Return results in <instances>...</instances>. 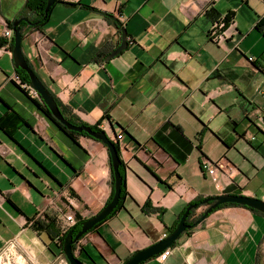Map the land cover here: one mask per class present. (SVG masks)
<instances>
[{
  "label": "crops",
  "instance_id": "0c3cea01",
  "mask_svg": "<svg viewBox=\"0 0 264 264\" xmlns=\"http://www.w3.org/2000/svg\"><path fill=\"white\" fill-rule=\"evenodd\" d=\"M25 2L0 0V119L18 118L0 128V250L14 243L49 264L64 217L87 220L107 204L112 168L104 145L66 136L17 78L3 35ZM262 19L264 0H58L44 27L22 31L26 61L63 110L112 142L122 134L126 197L78 242L82 264H123L196 199L264 201ZM122 28L128 48L105 61ZM206 161L219 172H204ZM146 202L157 212L144 214ZM47 219L54 242L33 230ZM168 252L143 264H264V216L221 208Z\"/></svg>",
  "mask_w": 264,
  "mask_h": 264
},
{
  "label": "water",
  "instance_id": "95a60500",
  "mask_svg": "<svg viewBox=\"0 0 264 264\" xmlns=\"http://www.w3.org/2000/svg\"><path fill=\"white\" fill-rule=\"evenodd\" d=\"M56 0H47L45 15L49 12V10L54 6ZM117 26L120 27L121 24L113 19ZM24 22L29 26H33L35 24L31 23L27 17L20 18L12 23V32H13V48L11 50L13 63L15 69H20L24 71L29 77V87L40 97L41 101L45 105V107L49 110L53 118L58 121L62 126H64L67 130L71 132H75L78 134H86L88 137L92 138L95 141H98L102 145H104L109 153L111 160V168L114 177V194L111 201L105 205V207L95 216L90 219L85 220L82 225L80 231L73 236V232H69L63 242V255L68 264H82L75 256L73 251V246L78 244V242L83 238L88 232H90L96 225L105 221L115 210L117 207L120 194H121V185L122 178L119 172V168L121 166V161L119 157L118 150L116 149L115 144L108 138L106 133L103 131L95 132L92 131L89 127L85 126H73L70 124L62 115L56 101L54 100L52 94L48 91V89L44 86V84L40 81L34 71L28 66V63L22 53V32L20 30V24ZM121 43L120 46L115 49L112 53H110L105 61H110L113 58L120 55L124 50L128 48V41L125 30L121 29ZM237 205L240 207H246L253 211H256L262 215H264V201L252 197H246L242 195H229L223 194L220 196L209 197L203 199L200 203V206L205 210L203 211V215L201 218L193 225L196 227L200 225L208 215L212 214L214 210L222 205ZM194 209V206H190L186 209L184 214L181 216L177 226L175 229L163 240L160 242L138 251L132 257H130L123 264H143L155 257H158L167 249L171 248L175 242L188 230L191 229V226L186 224L187 218L190 212Z\"/></svg>",
  "mask_w": 264,
  "mask_h": 264
},
{
  "label": "trees",
  "instance_id": "16d2710c",
  "mask_svg": "<svg viewBox=\"0 0 264 264\" xmlns=\"http://www.w3.org/2000/svg\"><path fill=\"white\" fill-rule=\"evenodd\" d=\"M58 0H56L57 2ZM46 2L47 0H26L25 2V5H24V9L22 11V13L14 20H18L20 18H24V17H27L29 19V21L35 25L33 26H29L28 24L22 22L19 26H20V30L21 32L24 30V29H27V28H30V29H34V30H39L41 29L42 27H44L48 21V18H49V14H50V11L51 9L49 10V12L45 15V8H46ZM55 2V3H56ZM7 22V29L9 30H12V23L14 22ZM264 28V19H262L260 22H258V24L256 25V29L257 30H261ZM13 48V40L10 42V45H9V50L11 51ZM28 63V62H27ZM28 66L30 67V65L28 64ZM31 68V67H30ZM32 69V68H31ZM16 76L17 78L20 80V82L23 84V85H26V86H29V77L28 75L20 70V69H16ZM45 86V85H44ZM46 87V86H45ZM47 88V87H46ZM49 91V90H48ZM50 92V91H49ZM51 93V92H50ZM52 94V93H51ZM54 100L56 101L63 117L70 123L72 124L73 126H85V127H89L92 131H95V132H101V130L98 129L97 126H94V127H90V126H86L84 125L83 123L79 122L77 119H75L74 117H72L71 115L67 114L62 106L60 105V103L58 102V100L55 98V96L52 94ZM38 100L37 99H31L32 103L34 104V106L52 123L54 124L61 132H63L66 136H68L69 138L71 139H74L75 137H86V138H89V139H92L90 137H88L86 134H78V133H75V132H71L69 130H67L64 126H62L58 121H56L53 116L51 115V113L49 112V110L45 107V105L43 104V102L41 101L40 97L38 96ZM13 118H17L16 115H14L13 113H9V114H6L2 119H0V128L3 129L5 131V125L9 124L11 122V120ZM18 119V118H17ZM9 135L10 138H12L11 136V132H8L6 133ZM93 140V139H92ZM95 141V140H94ZM98 142V141H97ZM116 149L118 150V153H119V149L118 147L116 146ZM110 158V156H109ZM110 164H111V160H110ZM119 172H120V175H121V178H122V185H121V194H120V200H119V203L117 205V207L115 208V210L112 212V214L105 220L103 221L102 223L106 222L109 218H111L121 207L122 205V202L123 200L125 199L126 197V185H125V173H124V170L122 168V163H121V166L119 168ZM113 186H114V177H113V172H112V193L108 199V202L107 204L111 201L112 197H113V194H114V190H113ZM203 201V199H196L194 201H192L191 203H189L186 208L183 210V212L181 213V215L179 216L178 218V221L176 223V225L170 230V233L175 229V227L177 226L181 216L184 214V212L186 211V209L190 206H194V209L190 212L188 218H187V221H186V224L191 226V229L186 231L184 234H186L187 232L193 230L195 227H193V225L201 218V216L203 214H200L198 216H196V211L198 209L201 208L200 206V203ZM227 207H238V208H243V209H246L254 214H257V215H261V216H264L256 211H253L249 208H246V207H240V206H237V205H232V204H228V205H222L220 207H218L216 210H214L213 212L221 209V208H227ZM142 212L146 215H151L153 214L154 212H157L156 209H152L151 207V204L149 202H146L143 207L141 208ZM159 212V215L161 216V214H163V211H158ZM212 212V213H213ZM209 216V215H208ZM85 220H81L79 219V221L73 226L71 227L70 229H68L62 236L60 235H57L55 238H56V241H55V247H56V250L61 254V256L63 255V252H62V249H63V242H64V239L66 237V235L69 233V232H73V236H75L81 229V225L82 223L84 222ZM102 223L96 225L93 229H96L98 226H100ZM54 224H55V221L53 220H49L47 219V222L46 223H34L33 224V230L38 232V233H41V232H46V234L48 235V238L51 242H54V238L52 236H50L49 234V229L50 228H53L54 227ZM197 227V226H196ZM92 229V230H93ZM91 230V231H92ZM90 231V232H91ZM88 232V233H90ZM87 233V234H88ZM82 239V238H81ZM176 242L173 244V246L169 249H167L166 251H169L170 249H173L174 246H175ZM73 251H75L74 249V246H73ZM164 251V252H166ZM163 252V253H164ZM162 253V254H163ZM161 255V254H160ZM64 256V255H63Z\"/></svg>",
  "mask_w": 264,
  "mask_h": 264
},
{
  "label": "rangeland",
  "instance_id": "374dc122",
  "mask_svg": "<svg viewBox=\"0 0 264 264\" xmlns=\"http://www.w3.org/2000/svg\"><path fill=\"white\" fill-rule=\"evenodd\" d=\"M201 211H204V208H201ZM65 224H61V236L63 235L62 226ZM54 246V247H53ZM52 246V250L56 253V256H51V262L49 264H68L65 257L56 250L55 245ZM32 260H30L26 254L18 251L16 248H7L5 247L3 250H0V264H33Z\"/></svg>",
  "mask_w": 264,
  "mask_h": 264
},
{
  "label": "built area",
  "instance_id": "2783aa9c",
  "mask_svg": "<svg viewBox=\"0 0 264 264\" xmlns=\"http://www.w3.org/2000/svg\"><path fill=\"white\" fill-rule=\"evenodd\" d=\"M3 37H4L5 40H7V42L10 43L13 40V32H12V30L7 29L4 32ZM249 61H252V59H249ZM24 87H28V86L24 85ZM121 138H122V134H119V135L115 136V138L113 139L112 143L115 144V146H116V142L120 141ZM219 170H220V167L217 164H213V163L208 162V161H206L203 164V171L204 172L205 171L209 172L213 176L215 175V173L219 172ZM64 224L65 225L62 226V229H63V233L62 234H64L68 229H70L71 227H73L76 224L75 216L73 214L65 216L64 217ZM7 248H15V244L14 243H9L7 245ZM168 256H169V252L166 251L158 259H159V261L164 262Z\"/></svg>",
  "mask_w": 264,
  "mask_h": 264
},
{
  "label": "flooded vegetation",
  "instance_id": "af4514ba",
  "mask_svg": "<svg viewBox=\"0 0 264 264\" xmlns=\"http://www.w3.org/2000/svg\"><path fill=\"white\" fill-rule=\"evenodd\" d=\"M77 244L74 246V249H76Z\"/></svg>",
  "mask_w": 264,
  "mask_h": 264
}]
</instances>
